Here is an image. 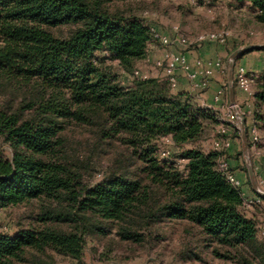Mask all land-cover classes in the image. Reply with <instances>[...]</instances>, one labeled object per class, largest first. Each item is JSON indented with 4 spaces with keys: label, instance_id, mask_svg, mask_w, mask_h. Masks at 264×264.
I'll use <instances>...</instances> for the list:
<instances>
[{
    "label": "trees",
    "instance_id": "trees-1",
    "mask_svg": "<svg viewBox=\"0 0 264 264\" xmlns=\"http://www.w3.org/2000/svg\"><path fill=\"white\" fill-rule=\"evenodd\" d=\"M140 1L0 0V140L12 150L10 158L0 154V211L37 203L30 226L11 235L0 224V264H55L43 259L49 252L81 259L89 236L115 232L142 243L164 223L183 225L196 246L221 260L254 264L250 258L262 255L259 223L216 168L233 150L196 146L209 110L175 92L164 68V76L123 86L99 57L133 73L149 56L158 40L127 5ZM233 2L264 25V0ZM256 85L258 115L264 79ZM76 128L91 132V155L117 148L116 168L94 185L84 180L90 160L71 145ZM165 136L179 149L182 169L160 156L155 142Z\"/></svg>",
    "mask_w": 264,
    "mask_h": 264
},
{
    "label": "rangeland",
    "instance_id": "rangeland-1",
    "mask_svg": "<svg viewBox=\"0 0 264 264\" xmlns=\"http://www.w3.org/2000/svg\"><path fill=\"white\" fill-rule=\"evenodd\" d=\"M127 5L128 9L133 10L142 20H145L144 14L146 12L155 13L156 18L154 21L146 22L148 25H153L163 33H170L174 26H178L181 33L191 41L201 34L229 33L226 45L208 42L203 45L177 48L179 52L188 56L191 64L189 57L191 52L195 53L196 59H200L198 52L201 50L211 54L210 57L212 58H221L225 69L224 82L221 87L227 93L230 86V60L232 54L247 46H257L251 49L253 51L250 53L256 51L264 53V51L259 50L264 48V25L255 20L249 7L236 6L233 0H207L203 5L190 4L186 0H143ZM116 6L123 8L125 4L118 3ZM234 46L239 48L232 53L233 49L230 50L229 48H234ZM150 49L151 54L146 59L139 61L135 69H139L150 77L152 74L164 76V71L155 65L156 60L152 58V54H163L162 45L156 41ZM257 55L263 56L262 63H264V54ZM99 57L105 59V65L118 75L121 82L125 81L126 84L123 86H127L134 80L132 73L122 68L117 60L109 58L106 54H100ZM238 61L239 59L236 57L233 67V80L235 70L239 67ZM181 76L186 78L187 75L181 73ZM230 106L231 103L226 98L224 111L212 107L207 108L212 118L205 122L203 133L196 146L205 151H215L214 143L217 139L224 137L229 139L231 141L230 148L233 150L232 154H235L231 159L233 167L235 170L245 173L247 180L245 186L250 192V169L253 170V180L257 185L264 170V122L258 123L263 114L260 111L259 115L256 114L255 117L251 118L248 112L244 110V106L239 105L237 112L232 108L229 112ZM238 115L243 118L245 129L242 128ZM252 121L255 122L259 133V142L256 146H253V139L247 127ZM222 126L227 128L225 136L220 134ZM244 134L246 135L245 142L243 140ZM69 137L74 152H79L77 154L80 158L90 160V169L84 178L86 184L94 185L98 183L116 168L113 159L117 148L112 147L106 152L103 149L91 155V146H87L88 143L93 145L95 141L90 138L92 137L91 132L80 128L70 129ZM155 144L158 147L163 146L170 150L171 155L168 158L177 160L181 169L183 168V162L178 159L179 149L175 148L174 145L163 143L161 139H158ZM0 154L5 158L12 156L10 146L2 140H0ZM36 205L37 203H33L32 205H20L1 210L0 224L2 231L12 235L20 228L30 226L34 222L33 216L37 211ZM248 213L250 216L255 217L259 224L262 223L264 221V203L248 210ZM197 242L198 237L188 234L183 225L164 223L157 225L153 231L148 233L142 243L123 242L113 232L104 237H87L81 259H73L54 252H49V254L43 256V259L53 260L55 264H237L234 260L217 258L211 250L200 248L199 245L196 246ZM190 248L197 253L196 257H189L188 250ZM261 254L258 260L251 257L250 261L254 264H264V248Z\"/></svg>",
    "mask_w": 264,
    "mask_h": 264
},
{
    "label": "built area",
    "instance_id": "built-area-1",
    "mask_svg": "<svg viewBox=\"0 0 264 264\" xmlns=\"http://www.w3.org/2000/svg\"><path fill=\"white\" fill-rule=\"evenodd\" d=\"M155 18V13L146 12L144 14L145 22L154 21ZM146 24L148 25V23ZM148 26L151 28V32L163 47V55L160 59H157L155 61V65L158 68L165 69L169 85L172 89L175 90L178 88L180 75L181 73H185L188 79L190 80L191 93H197L201 89L206 88L208 86L209 79L214 75L217 69H222L223 60L219 57L211 59L209 61H198L196 65L193 66L190 63L188 56L185 53L179 52L177 48L189 47L194 45H203L208 42H217L219 44L224 45L228 40L229 33L224 32L221 34H201L191 41L189 38H187L181 33V30L178 26H174L170 33H163L151 24H149ZM200 75L202 76V78L199 79ZM132 77L133 79H146L148 78V75L143 73L139 69H135L132 73ZM260 79H264V69L260 71H251L244 67H241L236 71L233 83L234 81H236L238 89L247 96L252 97L254 96V87L257 84V81ZM121 83L122 85L126 84L125 81ZM224 94L225 90L220 89L217 95L215 96V103H220ZM231 108L236 112L238 111L237 104H232L230 106L229 112H231ZM238 117L242 125L243 118L240 115H238ZM242 128L245 129L243 125ZM249 131L253 139V146H256V144L259 142V133L257 131L254 121H252L249 125ZM226 133L227 128L222 126L220 134L222 136H225ZM160 139L163 143L173 145V140L171 136L161 137ZM214 146V150L219 152L223 148H230L231 141L229 139L219 138L215 141ZM158 152L163 158H168L171 155V151L164 148L163 146L158 147ZM216 168L217 171L221 173L229 183H231L237 190H239L243 199V207L246 210L254 209V207H257L264 203V170L262 172V176H260V180L255 189L256 193L254 195H250L245 188L244 182L237 176L235 171L232 170V166L228 160L223 157H220L217 160ZM258 232L260 239L264 242V221L258 225Z\"/></svg>",
    "mask_w": 264,
    "mask_h": 264
},
{
    "label": "crops",
    "instance_id": "crops-1",
    "mask_svg": "<svg viewBox=\"0 0 264 264\" xmlns=\"http://www.w3.org/2000/svg\"><path fill=\"white\" fill-rule=\"evenodd\" d=\"M229 49L232 50L233 48L230 47ZM261 53L264 54L263 52H257L256 51L253 53H249V54L245 55L244 57L240 58L238 61L239 67L236 68L235 71H237L241 67H244V68L251 70V71H260V70L264 69V63H262L263 56L257 55V54H261ZM149 54H151V49L149 51ZM162 55L163 54H160V55H153L152 54V58H154V60H157V59H160L162 57ZM198 56L201 60L196 59L197 56L195 55V53L191 52L189 54V57L191 59L193 66H195L198 61H209L211 59H215V58L210 57L211 54H208L205 50L199 51ZM148 61H149V59H148ZM224 70L225 69H224V63H223L222 69H217L215 71L214 75L209 79L208 86L206 88L201 89L197 93H191V91H190V80L187 78V76H186V78H183L180 75L179 86L177 89H175V92L190 93L193 96L194 102L197 103L198 105H200L201 107H204V108L205 107H212V108L217 109L219 111H224L225 99L227 98L228 101H230L231 105L232 104H237L238 106L242 105V106H244V110H246L248 112V114L250 115L251 118L255 117V115L257 114L256 105H255V103H256L255 94L257 93V90H258L257 85H255V87H254V96L250 97V96H247L246 94H244L242 91H240L238 89V87L232 88L231 87V80L229 79L230 86H229L228 93L225 91V94L223 95L221 102L215 103V96L217 95V93L220 89H223L221 86H223L224 77H225V71ZM151 76L152 77H159L160 75H155V74L153 75L152 74ZM200 78H202L201 75H200L199 79ZM260 111L263 115H261L262 118L258 123L261 124V122H264V107ZM259 114L260 113H258V115ZM230 151H231V149H230ZM229 162H230L232 168H234L231 159ZM235 173L244 182V184L247 182L246 175L244 172H241L239 170H235ZM249 175H250V173H249ZM249 179L251 182L252 189L255 191L254 183H253V180L251 179V176ZM245 188L247 190V186H245ZM254 191L251 190L248 193L250 195H254Z\"/></svg>",
    "mask_w": 264,
    "mask_h": 264
},
{
    "label": "water",
    "instance_id": "water-1",
    "mask_svg": "<svg viewBox=\"0 0 264 264\" xmlns=\"http://www.w3.org/2000/svg\"><path fill=\"white\" fill-rule=\"evenodd\" d=\"M255 47H257V46H247V47H245V48H243V49H239V50H237V51H235L233 54H232V56H231V60H230V63H231V72H230V80H231V87L233 88V67H234V60H235V58L238 56V55H240L241 53H244V52H246V51H249V50H251V49H254ZM242 125H243V127H244V122H242ZM243 140H244V142L246 141V135L244 134V136H243ZM250 176H251V179L253 180V176H254V174H253V170L252 169H250ZM253 183H254V187H255V189H256V187H257V184L254 182V180H253Z\"/></svg>",
    "mask_w": 264,
    "mask_h": 264
}]
</instances>
